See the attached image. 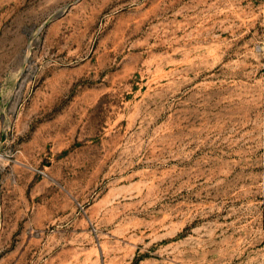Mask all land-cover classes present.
Listing matches in <instances>:
<instances>
[{
	"label": "rangeland",
	"instance_id": "1",
	"mask_svg": "<svg viewBox=\"0 0 264 264\" xmlns=\"http://www.w3.org/2000/svg\"><path fill=\"white\" fill-rule=\"evenodd\" d=\"M261 0H0V264H264Z\"/></svg>",
	"mask_w": 264,
	"mask_h": 264
},
{
	"label": "built area",
	"instance_id": "2",
	"mask_svg": "<svg viewBox=\"0 0 264 264\" xmlns=\"http://www.w3.org/2000/svg\"><path fill=\"white\" fill-rule=\"evenodd\" d=\"M260 25H261V40L258 45V53L260 56V82H261V107H262V115L264 117V0H261L260 4ZM262 172L260 178V188H261V197L262 201L259 208V224L260 228L264 230V147L262 153Z\"/></svg>",
	"mask_w": 264,
	"mask_h": 264
}]
</instances>
